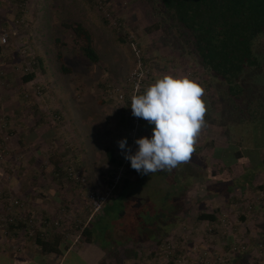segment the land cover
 <instances>
[{"label": "rangeland", "instance_id": "374dc122", "mask_svg": "<svg viewBox=\"0 0 264 264\" xmlns=\"http://www.w3.org/2000/svg\"><path fill=\"white\" fill-rule=\"evenodd\" d=\"M156 20L149 0H0V36H6V43L1 44L0 65L14 64L15 98L20 96L29 102L25 104L17 99L23 107L16 111L27 122L34 120L37 114L33 111L37 107L43 120L50 123L52 133L48 149H41L42 155L31 159V163V156H24L23 162L21 154L16 157L15 179L22 177L23 191L15 196L21 200L37 196L35 202L39 203L31 206L35 209L34 205H38L36 215H46L58 222L55 231L65 233L69 247L74 248L65 259L67 264H141L117 254L115 248L136 244L139 239L147 242L144 230L148 228L156 234L174 224L178 201L181 198L184 201L190 190L189 199L194 203L187 214L194 217L198 212L217 210L222 231L213 235L219 240L217 246L206 241L200 234L203 230L193 233L194 241L186 245L191 249L189 264H195L198 256L233 264L236 258L226 263L224 256L234 246L248 248L249 239L255 237L247 238L243 231L255 230L264 216V187L257 188L264 184V172L254 171L258 174H249V181H244L246 185L239 184L243 181V170L257 168L264 158V125L254 129L251 125L233 122L221 126L205 119L196 143L200 154L209 156L214 148L211 156H216L215 149L222 148L224 157L232 148L239 160L242 157L247 162L240 160L225 165L222 159L216 162L212 157L189 161V166L180 165L170 172L143 175L131 169L130 161L124 158L118 141L126 138L134 154L139 147L135 140L142 136L151 138L154 128V124L142 118L135 120L131 95L137 90L142 93L164 73L191 74V66L195 78L201 83L206 80L203 70L191 59L173 51L171 38L163 31L145 32ZM71 21H81L89 29L92 45L99 55L97 63L83 55L81 42L65 27ZM58 50L70 69L68 73L60 71ZM32 71L36 72L35 78L22 87L19 80ZM256 79L264 84L263 73H258ZM202 85L208 110L210 89L206 82ZM214 114L215 119L221 117L217 110ZM107 150L120 163L111 162ZM4 158L0 154V160ZM51 158L55 165L50 162ZM204 163L213 165L212 172H221L224 178L208 179L209 172L203 169L199 178H195L201 173L198 166ZM36 165H40L45 176H39L41 172L35 169ZM26 168L32 170L25 172ZM226 168L230 175L225 176ZM188 176L191 178L185 185ZM229 188L233 189L226 194L225 189ZM94 200L101 202L98 205ZM26 207L23 203L24 211ZM254 220L257 222L253 223ZM183 221L180 219V223ZM90 225L92 234L87 235L83 229ZM198 234L200 241L196 239ZM221 235L231 236L230 242L219 238ZM89 236L91 244L87 243ZM86 244L87 249L79 250ZM248 249L241 254L248 262L264 264V244ZM150 263L145 259L142 264Z\"/></svg>", "mask_w": 264, "mask_h": 264}, {"label": "trees", "instance_id": "16d2710c", "mask_svg": "<svg viewBox=\"0 0 264 264\" xmlns=\"http://www.w3.org/2000/svg\"><path fill=\"white\" fill-rule=\"evenodd\" d=\"M149 2L157 20L146 27L145 32L163 31L167 38H171L170 44L174 48L173 51L182 58L191 59L205 73L206 80L202 83L206 82L210 89L209 108L205 119L221 126L233 122L251 125L254 129L258 125H264V84L256 79L258 73L264 74V0H149ZM65 27L72 31L77 41L81 42L80 49L83 55L89 61L97 63L99 55L92 45L93 38L89 29L81 21L68 22ZM1 47L0 44V63L3 61ZM57 59L60 63V71L70 72V69L64 64L59 50ZM185 66L190 67V65ZM191 67L189 72L197 77ZM2 76L3 74L0 75L1 78ZM35 76V71L25 73L21 81L23 83L30 82ZM216 110L220 112L219 119L213 118ZM5 126L4 123L3 127ZM3 148L4 142L2 141L0 142V154L4 156ZM212 149L214 150V148ZM230 150L232 151L222 157L223 149L217 148L214 154L216 156H211V151L209 156L204 157V154H200V149L195 147L189 161L211 159L212 157L216 162L222 159L225 165L230 162L245 161L246 158L241 157L239 160L237 152L233 153L232 148ZM106 153L111 162L120 163L114 158L112 151L107 150ZM261 160L258 168L264 172V158ZM189 161L184 165L181 164V167L189 166ZM261 166L262 168H260ZM212 167L213 165L209 163L199 165L198 169L201 173L195 178H199V175L202 174L201 169L209 172L208 179L214 178L217 181L224 178L221 172L213 173ZM130 168L133 169L131 166ZM244 173L247 174L244 181L248 180L249 174L253 176L258 174L252 170H245ZM2 174L4 175V173ZM227 174H229L228 168H226L225 176ZM190 178L189 176L185 177V185L188 184ZM244 181L239 183L241 187L246 185ZM263 187L264 184H261L257 188L260 190ZM232 189H225L226 194H230ZM206 191L209 193L207 188ZM186 195L184 201L182 198L178 201V217L174 224L156 232V234H152V231L147 228L143 233V236L147 237L145 240L147 242L139 239L140 241L136 244L120 249L115 248V252L123 254L130 260L135 259L141 264L145 259L150 260V264H189L191 249H188L186 245L194 241L193 233L203 230L211 238L215 237L213 235L217 232L219 213L216 210L198 212L194 217L188 215L187 209L191 207L194 200L189 199L191 190ZM20 201L22 202L21 199ZM35 209L33 208V210ZM30 211L32 210L28 212ZM180 219L184 221L180 223ZM36 221H38L37 217ZM201 222L212 226L211 229L201 225ZM57 223V221H51L48 216L42 217L40 226L34 227L32 237L44 254L51 253L54 257L60 258L67 249L73 247H69V239L65 233L55 231L54 227ZM6 224L3 226L7 232H13L17 227L21 230V226L25 228V233L30 231L28 224L20 223L19 220L7 221ZM91 225L83 229L85 234H92ZM158 234L159 236L155 237ZM228 241L230 242V240ZM91 242L92 237L89 236L87 243L91 244ZM234 247L235 249L232 247L224 256L226 257L224 262H231L229 259L233 257L232 260L236 258L233 264H256L248 262L245 256L241 255L248 251V248H239V245ZM205 249L208 250L207 247ZM63 264H67V261L65 260ZM195 264L221 263L212 257H206L205 260L202 256L199 259L198 256Z\"/></svg>", "mask_w": 264, "mask_h": 264}, {"label": "clouds", "instance_id": "9594fccd", "mask_svg": "<svg viewBox=\"0 0 264 264\" xmlns=\"http://www.w3.org/2000/svg\"><path fill=\"white\" fill-rule=\"evenodd\" d=\"M205 88L191 74L164 73L131 97L132 115L154 124L151 138L135 140L133 154L127 139L118 141L124 158L138 173L172 171L187 163L205 126Z\"/></svg>", "mask_w": 264, "mask_h": 264}, {"label": "crops", "instance_id": "0c3cea01", "mask_svg": "<svg viewBox=\"0 0 264 264\" xmlns=\"http://www.w3.org/2000/svg\"><path fill=\"white\" fill-rule=\"evenodd\" d=\"M1 74H3V76L2 78L0 77V142L2 141L4 142L3 151L5 150V154H4L5 158L0 162V190L6 193L10 192L15 196V194L16 195L21 194L23 191L22 177L19 175V177H16L15 179L14 165H15V160L17 159L16 157L20 156L21 154V162H23L24 156L27 157L31 156L29 160V162L31 163V159L34 160L38 158L39 155H42L41 149H43L44 151L47 148V144L50 141L49 137L50 138L52 137V133H51L50 123L47 120H43V118L40 116L41 114L39 113L40 111L37 109V107H34L35 111H33L34 113L37 114L34 120H29V121L27 120V122H25L24 120H21L19 118L21 116V113H19L16 110L23 107V105H21V103L17 99L19 100L20 99L23 100V99L20 96H18L17 99L15 98L14 64L5 63L2 66L0 65V75ZM19 81L22 87L30 83V82L23 83L21 80ZM21 88H19V90H21ZM23 101L25 104L29 103L26 102L25 100ZM30 103L32 105L35 104L34 102H30ZM28 107H32V106L29 104ZM38 108H40V106H38ZM4 123L6 124L5 127H3ZM48 130H50V134L47 135ZM10 146L12 147V150H14V152H11ZM8 149H10V151H8ZM51 161L52 158L50 159V162ZM51 163L54 164V162ZM258 167L253 168V170L252 169L251 170L253 172L254 171L259 172L260 170ZM13 169L14 172H11L10 170ZM35 169H38L39 172H41L39 173L40 174L39 176L43 177L46 175V173L41 171L40 165L37 166V168ZM30 170L32 169L26 168L24 171L30 172ZM244 171L245 170H243V175H242L243 181L245 179V176L247 175L246 173H244ZM2 173H4V175ZM97 181L99 180L97 179ZM19 196L22 199L24 197L22 195ZM32 198H33L32 200H30L29 198H26V200L25 199L22 200V202L27 205L25 212H28L29 210H33L31 206L34 203H36L35 200L38 197L33 196ZM1 203L2 201L0 200V204ZM37 203L39 202L37 201ZM34 207L37 208L38 205H34ZM0 210H2V207H0ZM34 211L38 213L36 210ZM36 216L44 218V216L46 215L41 216L40 214ZM256 222L257 221L255 220L253 221V223ZM261 223L264 224V216L262 220L258 222L257 225L259 226L258 227L255 226V230L248 228V232L246 230L243 231L244 234L243 236L245 237L247 236V238H251V239L255 237L254 240L249 239L248 241V243H250L249 244L250 248L252 246H255L256 244L259 245V243L264 244V227L260 226ZM201 225L205 226L207 224L201 222ZM22 229L23 231H21L20 228L17 227V229L15 228V231L7 232L6 230H4V226L0 225V264H63L65 262V259L69 251H71V249H74V248L67 249V251H65V253H63V255L60 256V258L54 257L51 253L44 254L41 251L40 246L34 242L35 239L32 237L33 235L29 237L30 234L27 232L25 233V228L22 227ZM221 231H222V227L218 226L217 232H221ZM200 234L203 235L207 239L206 241L209 242L211 245L214 244L217 246L218 244L217 241L219 240H215L213 237L211 238V236H208L205 232H201ZM201 235H199L196 238L197 241L202 240L200 239ZM219 238L226 239L227 241L231 240V236L224 237L221 235ZM202 244L205 243L202 242ZM87 248L88 245L86 244L79 250L87 249Z\"/></svg>", "mask_w": 264, "mask_h": 264}, {"label": "built area", "instance_id": "2783aa9c", "mask_svg": "<svg viewBox=\"0 0 264 264\" xmlns=\"http://www.w3.org/2000/svg\"><path fill=\"white\" fill-rule=\"evenodd\" d=\"M6 43V36L1 35L0 36V44H5ZM119 99L122 98V95H118ZM131 97L130 96V102H131ZM135 120L137 121V117H135ZM135 121V122H136ZM102 199V196H100ZM104 198V197H103ZM0 200L2 201V210H0V225H7V221H14V220H19L20 223H27L28 226L30 227L29 234L32 235L33 229L36 226H40V221L42 218H38L34 210L30 212H25L23 208V203L20 201V199L16 196H14L12 193L8 192H3L0 190ZM101 201H96L94 200L95 204H100ZM36 217L37 220L36 221ZM235 249V247H233Z\"/></svg>", "mask_w": 264, "mask_h": 264}]
</instances>
